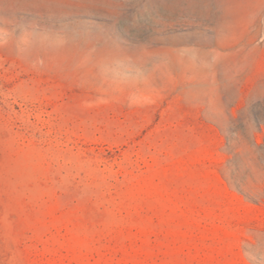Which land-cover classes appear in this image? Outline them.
Returning a JSON list of instances; mask_svg holds the SVG:
<instances>
[{"label":"rangeland","instance_id":"1","mask_svg":"<svg viewBox=\"0 0 264 264\" xmlns=\"http://www.w3.org/2000/svg\"><path fill=\"white\" fill-rule=\"evenodd\" d=\"M0 264H264V0H0Z\"/></svg>","mask_w":264,"mask_h":264}]
</instances>
